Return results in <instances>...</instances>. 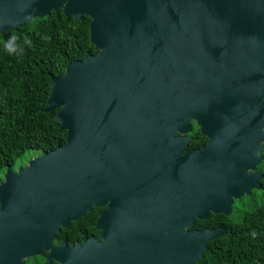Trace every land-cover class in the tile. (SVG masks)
I'll use <instances>...</instances> for the list:
<instances>
[{
  "label": "water",
  "instance_id": "1",
  "mask_svg": "<svg viewBox=\"0 0 264 264\" xmlns=\"http://www.w3.org/2000/svg\"><path fill=\"white\" fill-rule=\"evenodd\" d=\"M51 12L88 17L97 53L52 79L65 144L4 172L0 264H197L227 230L195 221L261 188L264 0H0V34ZM104 205L100 241L54 247Z\"/></svg>",
  "mask_w": 264,
  "mask_h": 264
},
{
  "label": "trees",
  "instance_id": "2",
  "mask_svg": "<svg viewBox=\"0 0 264 264\" xmlns=\"http://www.w3.org/2000/svg\"><path fill=\"white\" fill-rule=\"evenodd\" d=\"M89 23L88 17L78 21L51 12L0 34V182L5 170L14 168L26 151L41 155L65 144L66 131L54 119L58 109L48 113L43 109L52 79L62 76L69 63L97 53L90 43ZM13 35L16 40L8 49ZM259 170L261 188L251 197L235 200L230 216L211 214L195 221L191 229L227 230L207 244L197 264H264V161ZM100 211L93 208L71 222L61 230L62 239L72 244L97 237L95 222Z\"/></svg>",
  "mask_w": 264,
  "mask_h": 264
},
{
  "label": "flooded vegetation",
  "instance_id": "3",
  "mask_svg": "<svg viewBox=\"0 0 264 264\" xmlns=\"http://www.w3.org/2000/svg\"><path fill=\"white\" fill-rule=\"evenodd\" d=\"M186 136L189 137L190 140H189L188 146L186 147L185 153H189V152H192V151L199 150L202 147H204L207 144V142H208V138L200 133L199 127H197L194 122H192V130H191V132H189ZM263 146H264V143L261 146V153H260V155L263 156V160L257 166V170L259 172H260L259 167H260V165L264 161V155L262 154V148H263ZM26 162H28V160ZM26 164L14 166V168H12V169L14 171H16L20 166H23L24 167V166H26ZM261 174L263 175V173H261ZM98 208H101V211L98 214V216H99L102 212H104V211L107 210V205H104V206L98 207ZM93 238H95L97 241H100L99 231H98L97 237H93ZM62 242H66L67 243L66 240L62 239V235H61V231H60V232H58L56 234V236H55V238L53 240V245H54V247H57ZM72 244H77V243H72ZM72 244H68V246H70ZM47 254H48V252H44V254H42V255H35V256H31V257H26V258L23 259V263L24 264H48V260H47V257H46ZM53 264H58V263L56 261H53Z\"/></svg>",
  "mask_w": 264,
  "mask_h": 264
},
{
  "label": "rangeland",
  "instance_id": "4",
  "mask_svg": "<svg viewBox=\"0 0 264 264\" xmlns=\"http://www.w3.org/2000/svg\"><path fill=\"white\" fill-rule=\"evenodd\" d=\"M37 156H40V154L38 152L28 150V151H26V154L24 155L23 159L17 161L16 166L24 165L26 163L28 164V162H26L27 160L29 161L30 159H33L34 157H37Z\"/></svg>",
  "mask_w": 264,
  "mask_h": 264
},
{
  "label": "clouds",
  "instance_id": "5",
  "mask_svg": "<svg viewBox=\"0 0 264 264\" xmlns=\"http://www.w3.org/2000/svg\"><path fill=\"white\" fill-rule=\"evenodd\" d=\"M16 40L15 35H13V37L11 38V40L8 42V44L6 45V48L11 49V44L12 42H14Z\"/></svg>",
  "mask_w": 264,
  "mask_h": 264
}]
</instances>
